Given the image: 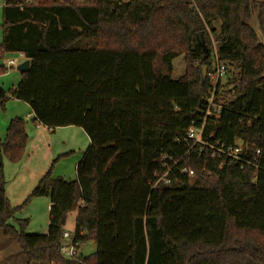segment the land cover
I'll use <instances>...</instances> for the list:
<instances>
[{
  "label": "trees",
  "instance_id": "16d2710c",
  "mask_svg": "<svg viewBox=\"0 0 264 264\" xmlns=\"http://www.w3.org/2000/svg\"><path fill=\"white\" fill-rule=\"evenodd\" d=\"M3 1L1 54L30 61L12 98L29 105L35 123L82 128L90 139L76 180L48 172L32 191L50 198L46 234L11 225L15 209L0 183V231L27 263L264 264V47L250 28L258 15L264 29V3ZM216 24L217 55L235 73L228 71L216 91L224 96L221 117L206 120L211 86L199 69L174 80L182 54L174 49L184 47L188 60L210 68ZM7 100L0 86V107ZM202 126L211 145L239 138L250 157L260 150L259 170L220 169L206 153L200 157L202 146L188 141V132ZM26 140L24 121L16 118L0 147L21 150ZM169 158L178 162L174 172L188 167L195 177L176 173L171 185L155 186L156 174L173 166ZM73 211V240L95 242L88 258L62 254Z\"/></svg>",
  "mask_w": 264,
  "mask_h": 264
},
{
  "label": "rangeland",
  "instance_id": "374dc122",
  "mask_svg": "<svg viewBox=\"0 0 264 264\" xmlns=\"http://www.w3.org/2000/svg\"><path fill=\"white\" fill-rule=\"evenodd\" d=\"M64 0H46L47 3H62ZM76 4L84 5L90 0H73ZM264 3V0H254ZM44 2V0H38ZM4 1L0 0V66L5 72L0 74V85L6 92L8 100L4 107H0V143L6 142L8 128L11 121L20 118L24 121L27 134L26 143L21 150L7 151L1 148L3 160L0 169V183H3L5 196L12 208L15 209L14 218L11 221L18 231H24L29 235L46 234L50 220V198L47 196H32V191L39 181L48 172L54 178H62L66 181L76 180V166L79 164L90 146V139L82 128L59 127L56 129L43 127L34 122V114L28 104L12 98V92L18 88L22 76L17 68L25 63V58L20 54H1L2 23ZM258 12V11H257ZM264 19V8H263ZM216 34H212V41H217L220 33V24H216ZM213 45V44H212ZM110 46H114L110 44ZM158 51H163L154 43ZM181 56L174 61L172 78L178 80L199 69H203L200 63L190 61L188 50L184 47L179 50ZM14 62L13 65L10 62ZM200 67V68H199ZM232 95V94H231ZM77 212L68 214L64 231L71 235L76 233ZM70 242V241H69ZM96 246L89 241L82 244L80 254L83 258L93 256ZM13 240L0 238V264H28L27 260ZM43 264H51L46 261Z\"/></svg>",
  "mask_w": 264,
  "mask_h": 264
},
{
  "label": "built area",
  "instance_id": "2783aa9c",
  "mask_svg": "<svg viewBox=\"0 0 264 264\" xmlns=\"http://www.w3.org/2000/svg\"><path fill=\"white\" fill-rule=\"evenodd\" d=\"M189 1L193 5H195L196 0ZM212 44V62L210 68H207V75L205 77V79H207L209 85L211 86L210 97L207 100V106L204 112L206 120H208L209 118L219 119L221 117L222 112L224 111V96L223 94H217L216 91L218 89V86L223 87V85H225L226 79L229 74L228 71H234L232 67L228 68L227 65L220 62L217 55L218 42L212 41ZM10 64L13 65L14 62L12 61L10 62ZM203 134L204 126H202L201 128L192 127L188 132V141L192 142L194 146L198 144L202 146L201 154H199V156L206 153L207 156H205V158L219 161L220 169H222L224 166H233L240 164V168L242 170L245 168V165L255 168L256 171L259 170V156L261 155L260 150H258L253 157H250V151L245 150V141L243 139L238 138L231 145H227L222 142H217L216 145H211L209 142L204 141ZM210 138H212V136ZM194 146L192 148H194ZM165 158L166 157H162V160H164ZM169 159L173 161V166L169 167L167 171L162 174H156V177L158 179L155 186L159 183H162L164 185H171L172 178H170L169 175H173L175 179H178L176 173H178L179 175H187L192 179L195 177L194 171L188 167L180 168L178 169V171L174 172V170L176 169V165H178V162H176V160H174L173 158ZM164 167H167V164H164ZM73 238L74 236L69 232H66L64 234L65 244L62 247V254L66 259L78 260L80 258V248L82 246V243L79 241H74Z\"/></svg>",
  "mask_w": 264,
  "mask_h": 264
},
{
  "label": "water",
  "instance_id": "95a60500",
  "mask_svg": "<svg viewBox=\"0 0 264 264\" xmlns=\"http://www.w3.org/2000/svg\"><path fill=\"white\" fill-rule=\"evenodd\" d=\"M250 28L255 33V35L257 36L258 46H263L264 47V29L261 28V24L259 22L258 15L254 16L253 22L250 25ZM17 70H18V72L21 75H24V74L28 73L29 70H30V61H26L25 63L20 65L17 68ZM201 74H202V78L204 80L206 75H207V67H203V69L201 71ZM2 164H3V160H2L1 153H0V165H2Z\"/></svg>",
  "mask_w": 264,
  "mask_h": 264
},
{
  "label": "crops",
  "instance_id": "0c3cea01",
  "mask_svg": "<svg viewBox=\"0 0 264 264\" xmlns=\"http://www.w3.org/2000/svg\"><path fill=\"white\" fill-rule=\"evenodd\" d=\"M20 55H22V54H20ZM23 56V55H22ZM24 57V56H23ZM25 58V57H24ZM26 60V59H25ZM27 61V60H26ZM25 61V62H26ZM22 76V75H21ZM21 81H22V79H21ZM21 81H20V83H21ZM20 83L18 84V86L20 85ZM1 86V85H0ZM0 238L1 239H3V240H9L8 238H5L4 236H3V233H2V231H0ZM93 243L95 244V242L93 241ZM24 260H25V258H24ZM10 264H15V263H10Z\"/></svg>",
  "mask_w": 264,
  "mask_h": 264
}]
</instances>
